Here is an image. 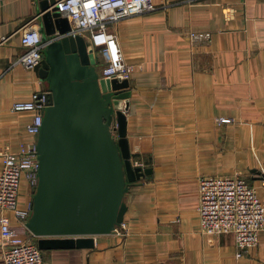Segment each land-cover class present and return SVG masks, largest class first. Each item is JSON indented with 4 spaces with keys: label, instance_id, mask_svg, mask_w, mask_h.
Here are the masks:
<instances>
[{
    "label": "crops",
    "instance_id": "0c3cea01",
    "mask_svg": "<svg viewBox=\"0 0 264 264\" xmlns=\"http://www.w3.org/2000/svg\"><path fill=\"white\" fill-rule=\"evenodd\" d=\"M153 1L154 9L107 24L131 67L124 111L131 162L150 171L125 191L120 232L94 234L90 247L43 248V264H264V227L237 255L234 234L203 232L197 210L198 179L206 174L241 176L264 203V177L254 170L264 172V0ZM41 2L0 0V149L36 138L26 129L33 111L11 104L47 89L34 67L16 61L22 30L41 31ZM191 29L211 36L192 41ZM78 33L99 71L102 33ZM32 195L22 176L16 206ZM7 213L20 234L37 241Z\"/></svg>",
    "mask_w": 264,
    "mask_h": 264
},
{
    "label": "water",
    "instance_id": "95a60500",
    "mask_svg": "<svg viewBox=\"0 0 264 264\" xmlns=\"http://www.w3.org/2000/svg\"><path fill=\"white\" fill-rule=\"evenodd\" d=\"M55 2L40 3L44 44L33 67L47 91L35 143L38 183L24 225L41 249L90 247L94 234L123 222L129 183L150 169L130 158L129 78L100 75L95 51L81 33L69 31Z\"/></svg>",
    "mask_w": 264,
    "mask_h": 264
},
{
    "label": "built area",
    "instance_id": "2783aa9c",
    "mask_svg": "<svg viewBox=\"0 0 264 264\" xmlns=\"http://www.w3.org/2000/svg\"><path fill=\"white\" fill-rule=\"evenodd\" d=\"M61 14L67 16L72 33L82 30L101 32L102 51L106 60L101 66L104 77H129L131 67L125 63L115 33L107 30V24L130 13H141L155 8L153 0H56ZM192 41L208 40V30L191 29ZM22 52L16 61L26 67L38 64L42 57V33L38 26L24 28L20 34ZM46 90H35L27 99L15 100L11 108L30 109L33 116L26 124L28 132L37 135L46 101ZM220 121L229 117L221 116ZM37 137V136H36ZM21 141L16 150L0 149V255L4 264H43L42 249L34 239L23 236L9 221L7 211L24 224L32 209V200L24 207L16 206L19 180L26 178L34 191L38 183L39 159L35 146ZM140 165V162L135 161ZM263 170V169H262ZM200 228L211 235L222 232L234 234L236 254L240 255L257 243L259 231L264 227V203L255 187L241 176L200 175L198 179V205ZM123 222L118 224V228ZM125 229L123 228V232Z\"/></svg>",
    "mask_w": 264,
    "mask_h": 264
},
{
    "label": "rangeland",
    "instance_id": "374dc122",
    "mask_svg": "<svg viewBox=\"0 0 264 264\" xmlns=\"http://www.w3.org/2000/svg\"><path fill=\"white\" fill-rule=\"evenodd\" d=\"M103 64H104V63H103ZM103 64H102V65H103ZM100 68H101V67H100ZM99 73H100V69H99ZM35 136H37V135H35Z\"/></svg>",
    "mask_w": 264,
    "mask_h": 264
}]
</instances>
